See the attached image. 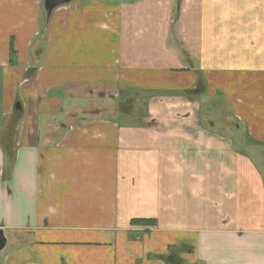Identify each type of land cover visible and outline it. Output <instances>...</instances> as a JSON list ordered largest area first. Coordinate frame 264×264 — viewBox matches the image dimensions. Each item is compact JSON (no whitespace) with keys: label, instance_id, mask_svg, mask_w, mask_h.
Here are the masks:
<instances>
[{"label":"crops","instance_id":"obj_1","mask_svg":"<svg viewBox=\"0 0 264 264\" xmlns=\"http://www.w3.org/2000/svg\"><path fill=\"white\" fill-rule=\"evenodd\" d=\"M45 1L0 0V263L264 264V0Z\"/></svg>","mask_w":264,"mask_h":264},{"label":"water","instance_id":"obj_2","mask_svg":"<svg viewBox=\"0 0 264 264\" xmlns=\"http://www.w3.org/2000/svg\"><path fill=\"white\" fill-rule=\"evenodd\" d=\"M72 0H46L45 1V9L47 12V15L50 16L54 9L57 7L67 4L71 2ZM6 246V239L4 237L3 231H0V251L4 249Z\"/></svg>","mask_w":264,"mask_h":264},{"label":"rangeland","instance_id":"obj_3","mask_svg":"<svg viewBox=\"0 0 264 264\" xmlns=\"http://www.w3.org/2000/svg\"><path fill=\"white\" fill-rule=\"evenodd\" d=\"M225 107H226V105H225ZM209 114H210V116L211 117H213V118H217V116H216V114H214V113H210L207 109H204V111L202 112V114H201V116H200V119H201V122H202V124L205 122V117L206 116H209ZM11 157H13L14 158V153H10L9 154V159L7 160V168H10L11 167V164L12 163H10L9 164V161H10V158ZM7 250V249H6ZM2 254H4V253H2ZM0 256H1V254H0ZM1 264V263H0Z\"/></svg>","mask_w":264,"mask_h":264},{"label":"trees","instance_id":"obj_4","mask_svg":"<svg viewBox=\"0 0 264 264\" xmlns=\"http://www.w3.org/2000/svg\"><path fill=\"white\" fill-rule=\"evenodd\" d=\"M14 56H15V54H14V50L12 49V52H11V58H12V60L14 59ZM13 157H11L10 158V161L12 162L13 161ZM135 223H140V224H142V225H144V226H148V227H155V221H153V220H148V221H145V220H140V221H135L134 222V224Z\"/></svg>","mask_w":264,"mask_h":264}]
</instances>
